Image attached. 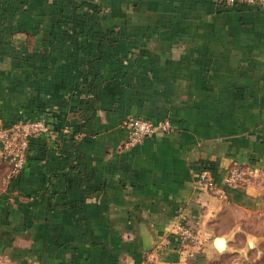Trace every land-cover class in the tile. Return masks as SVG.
Wrapping results in <instances>:
<instances>
[{
  "label": "crops",
  "instance_id": "1",
  "mask_svg": "<svg viewBox=\"0 0 264 264\" xmlns=\"http://www.w3.org/2000/svg\"><path fill=\"white\" fill-rule=\"evenodd\" d=\"M38 115L51 136L16 173L0 161V264H205L221 235L234 252L264 216V7L0 0V123ZM129 117L170 127L127 145ZM231 162L246 181L200 187Z\"/></svg>",
  "mask_w": 264,
  "mask_h": 264
},
{
  "label": "built area",
  "instance_id": "2",
  "mask_svg": "<svg viewBox=\"0 0 264 264\" xmlns=\"http://www.w3.org/2000/svg\"><path fill=\"white\" fill-rule=\"evenodd\" d=\"M221 1L229 7L239 3L264 7V0ZM123 127L126 132L125 143L133 145L141 142L155 131H167L170 123L167 118L154 122L143 117H129L124 121ZM52 131V120L45 115L30 118L21 117L7 124L0 123V161L8 166L10 174L16 173L22 168L32 139L40 135L51 136ZM246 175L244 168L236 162H231L221 178V187L217 185L211 168L200 169L197 180L200 187L207 193L223 197L225 189L243 183L246 181ZM170 236L177 239L179 244L184 247H194L200 244L197 231L183 221L174 223Z\"/></svg>",
  "mask_w": 264,
  "mask_h": 264
},
{
  "label": "rangeland",
  "instance_id": "3",
  "mask_svg": "<svg viewBox=\"0 0 264 264\" xmlns=\"http://www.w3.org/2000/svg\"><path fill=\"white\" fill-rule=\"evenodd\" d=\"M242 226L245 229L237 230L234 235L238 249L208 256L205 264H264V216L246 217Z\"/></svg>",
  "mask_w": 264,
  "mask_h": 264
},
{
  "label": "water",
  "instance_id": "4",
  "mask_svg": "<svg viewBox=\"0 0 264 264\" xmlns=\"http://www.w3.org/2000/svg\"><path fill=\"white\" fill-rule=\"evenodd\" d=\"M215 239H220V240H223L224 241V243L221 245V247L222 248H220V249H222V250H217V248L214 246V241H215ZM212 245H213V247H214V249L217 251V252H222V251H225V250H230V248L226 245V237L225 236H217V237H215L214 239H213V241H212Z\"/></svg>",
  "mask_w": 264,
  "mask_h": 264
},
{
  "label": "bare ground",
  "instance_id": "5",
  "mask_svg": "<svg viewBox=\"0 0 264 264\" xmlns=\"http://www.w3.org/2000/svg\"><path fill=\"white\" fill-rule=\"evenodd\" d=\"M216 240H220V239H216ZM215 240V241H216ZM215 241H214V243H215ZM223 243H224V241H223ZM216 245V248L219 250L220 248H221V245H220V242H216V244H214V246Z\"/></svg>",
  "mask_w": 264,
  "mask_h": 264
},
{
  "label": "trees",
  "instance_id": "6",
  "mask_svg": "<svg viewBox=\"0 0 264 264\" xmlns=\"http://www.w3.org/2000/svg\"><path fill=\"white\" fill-rule=\"evenodd\" d=\"M25 118H30V117H25ZM15 120V119H14ZM11 122V121H10ZM7 124V123H6Z\"/></svg>",
  "mask_w": 264,
  "mask_h": 264
}]
</instances>
